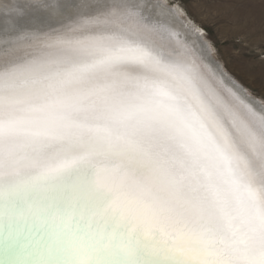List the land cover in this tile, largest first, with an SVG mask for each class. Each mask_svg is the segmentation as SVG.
I'll list each match as a JSON object with an SVG mask.
<instances>
[{
    "label": "snow or ice",
    "instance_id": "6c2138e0",
    "mask_svg": "<svg viewBox=\"0 0 264 264\" xmlns=\"http://www.w3.org/2000/svg\"><path fill=\"white\" fill-rule=\"evenodd\" d=\"M171 7L85 18L73 30L119 29L76 41L95 58L44 90H21L31 68L0 70V264H264V111L204 45L208 24L264 34V0L180 6L203 37ZM149 24L199 51L166 59ZM124 65L160 75L90 79Z\"/></svg>",
    "mask_w": 264,
    "mask_h": 264
},
{
    "label": "bare ground",
    "instance_id": "6f19581e",
    "mask_svg": "<svg viewBox=\"0 0 264 264\" xmlns=\"http://www.w3.org/2000/svg\"><path fill=\"white\" fill-rule=\"evenodd\" d=\"M50 3L48 6H42ZM101 0H78L73 6L67 0H0V57L4 62L0 70H6L13 65H23L31 68L28 76L29 83L21 85V90H44L54 74L62 73L73 66L90 62L95 53L76 43L87 36L99 32L119 29L117 23L102 26L85 27L80 31L73 30L77 24H84L85 18L107 17L117 21L125 11H135L141 14V20L148 16L163 18V6L168 5L164 0H108L100 6ZM155 5L145 8L146 4ZM134 5L135 8L129 7ZM171 11L182 17V23L191 29L195 35L201 34L184 19L178 8L171 7ZM184 16H182V15ZM147 41H155L157 50L162 51L165 58L179 60L182 57H195L198 47L193 50L178 46L172 34L166 30H158L155 25H144L139 33ZM204 45L212 55L210 47ZM225 78L230 80L247 98L248 102L258 111H264V105L251 96L241 85L229 76L218 64ZM151 69L139 65H124L114 73H97L91 80L107 78L114 82L117 88L129 86L132 80L142 76H158Z\"/></svg>",
    "mask_w": 264,
    "mask_h": 264
},
{
    "label": "rangeland",
    "instance_id": "374dc122",
    "mask_svg": "<svg viewBox=\"0 0 264 264\" xmlns=\"http://www.w3.org/2000/svg\"><path fill=\"white\" fill-rule=\"evenodd\" d=\"M168 5L184 9L196 14L199 0H164ZM181 14V15H182ZM182 15V16H183ZM183 16V17H184ZM201 36L204 32L184 17ZM209 39L205 42L213 56H220L219 64L224 71L241 85L251 96L264 105V34L246 32H222L208 24ZM227 65V68L225 67ZM228 69L235 74V78Z\"/></svg>",
    "mask_w": 264,
    "mask_h": 264
}]
</instances>
